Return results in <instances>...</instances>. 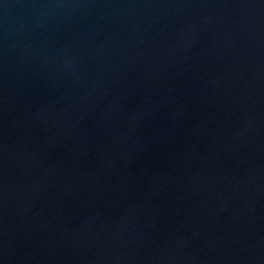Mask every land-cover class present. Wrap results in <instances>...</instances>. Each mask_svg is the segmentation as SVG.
I'll use <instances>...</instances> for the list:
<instances>
[{"label":"water","instance_id":"95a60500","mask_svg":"<svg viewBox=\"0 0 264 264\" xmlns=\"http://www.w3.org/2000/svg\"><path fill=\"white\" fill-rule=\"evenodd\" d=\"M0 264H264V0H0Z\"/></svg>","mask_w":264,"mask_h":264}]
</instances>
